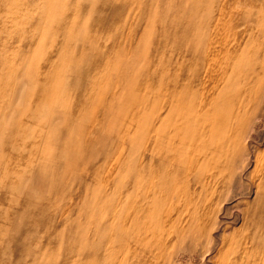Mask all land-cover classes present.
I'll return each instance as SVG.
<instances>
[{
	"label": "rangeland",
	"instance_id": "obj_1",
	"mask_svg": "<svg viewBox=\"0 0 264 264\" xmlns=\"http://www.w3.org/2000/svg\"><path fill=\"white\" fill-rule=\"evenodd\" d=\"M225 4L0 0V264H264V106L207 121L200 64L241 10L215 50L264 46V0ZM223 54L216 75L255 73Z\"/></svg>",
	"mask_w": 264,
	"mask_h": 264
},
{
	"label": "bare ground",
	"instance_id": "obj_2",
	"mask_svg": "<svg viewBox=\"0 0 264 264\" xmlns=\"http://www.w3.org/2000/svg\"><path fill=\"white\" fill-rule=\"evenodd\" d=\"M230 1L231 0H225V3L226 4H229L230 3ZM225 4V5H226ZM259 8V7H258ZM218 9V8H217ZM263 13V12H262ZM214 14V13H213ZM223 14H224V12H222V15L220 16V13H219V16L218 17H220V19H221V17H223ZM262 15V14H261ZM243 17H244V13H242V10L240 11V12H237L236 14H235V16H234V19L232 20V21H230L229 23H227L226 21H224L223 22V24H225L224 25V29H221L222 30V33H220V31L221 30H219L220 28H219V22L217 23L216 22V24L214 25V27L212 28V29H209L208 30V34H209V36H208V48L206 49V50H204V54H202V55H200L201 56V62H200V64L202 65V67L204 66V68H202L203 69V71H202V81H201V85H202V93L203 94H206V96H202L204 99H206V101L204 100V102L202 101V103H201V107H202V112H205V113H203V116H205V118H206V120L207 121H209V122H211V121H217V122H220V123H224V121L225 122H228V123H234V122H240V123H244L246 120H247V117L249 116V115H251L252 113H257L263 106H264V46H260L259 48H258V51L257 52H254V54L252 55L251 54V52L249 51L250 49H252L253 48V46H254V42L252 43V42H250V41H248V40H246V37H247V34H248V32H249V30H246L244 33H243V36H242V46H241V48L239 49V50H236L235 52H230V53H222V52H219L218 53V51H216L215 50V48H214V44L216 43V41L218 40V39H220V38H223L224 39V37H227V36H231L232 35V33H233V30H234V28L237 26V25H239V24H241L242 23V20H243ZM259 17V16H258ZM213 18V17H212ZM217 21H220L219 20V18H218V20ZM264 21V20H263ZM214 22V21H213ZM261 24V23H260ZM220 25H221V23H220ZM254 26V25H253ZM223 27V26H222ZM219 28V29H218ZM217 29L219 30V31H217ZM261 29V28H260ZM260 29H258V33H259V30ZM251 30V29H250ZM205 34V33H204ZM257 35V34H256ZM206 36V35H205ZM255 38V37H254ZM201 39V38H200ZM252 39V38H251ZM264 40V39H263ZM200 41V40H199ZM256 41L258 42L259 40L258 39H256ZM220 42V41H219ZM256 42V43H257ZM200 44V43H199ZM198 44V45H199ZM220 44V43H219ZM201 45H202V43H201ZM217 47V46H216ZM215 51V53H214V51ZM220 51V50H219ZM255 51V50H254ZM222 54L223 55H225L226 57H231V59L230 60H234L235 58L236 59H244V61H246L247 59L250 61V59L252 60V61H254V64H253V67H254V69H252L255 73L253 74V73H250V75H248V76H246L245 75V72L244 73H240V71H241V68H243L244 66H246L247 64H245V63H240L239 65V67H238V69L240 68V70H237L235 73H232V71H230V72H226L225 74H221V73H219V74H217L216 75V71H215V68H216V59H217V57L219 56L220 58H221V56H222ZM229 60V61H230ZM219 61V60H218ZM217 61V62H218ZM236 61V60H235ZM239 61V60H238ZM197 64V63H196ZM238 64V63H237ZM199 65V64H198ZM198 67V66H197ZM201 67V66H200ZM200 67H198V69L200 68ZM237 68V67H236ZM196 70V69H195ZM242 72H243V70H242ZM251 72V71H250ZM196 74V73H195ZM189 75V74H188ZM198 75V74H197ZM196 75V76H197ZM176 76V75H175ZM168 78H170V77H168ZM185 79H186V77H184ZM188 78V77H187ZM184 79V80H185ZM193 79V78H192ZM169 80V79H168ZM181 80V79H180ZM177 81V80H176ZM233 82H235V83H237L238 85H239V87H240V90H236L235 92H236V94L235 95H230V92H231V87H232V84L231 83H233ZM170 83V82H169ZM179 84L178 85H180L181 86V84H180V82H178ZM188 85V84H187ZM179 86V87H180ZM224 87V89H222V90H220V88L219 87ZM187 87H189V86H187ZM170 88V87H169ZM177 88V87H176ZM198 88V87H197ZM200 88V87H199ZM160 89V88H159ZM194 89V88H193ZM171 90V89H170ZM207 90H211V93H208V91ZM161 92V91H160ZM181 93V92H180ZM178 95H179V93H178ZM192 95V94H191ZM199 96V95H198ZM232 96L234 97V98H239L240 99V101H238V103L239 104H242L241 105V111L239 112H236V113H231L229 116H227V115H224V121H223V119L221 118V117H219V119L218 118H216L215 116H213V115H211L210 114V109L212 108V106H213V111H214V106H220V103H225L226 102V100L228 99V98H232ZM170 97V96H169ZM171 98V97H170ZM230 98V99H231ZM166 99V98H165ZM178 99V98H177ZM176 100V99H175ZM180 100V99H179ZM234 101V100H233ZM182 102V101H181ZM190 102H191V100H190ZM189 102V103H190ZM236 104V103H235ZM179 105H180V102H179ZM233 105H234V103H233ZM180 106H182V105H180ZM194 106V105H193ZM192 106V107H193ZM191 107V108H192ZM197 109V108H196ZM234 109H235V107H234ZM193 110V109H192ZM213 111H211V112H213ZM234 112V111H233ZM164 113V112H163ZM213 114V113H212ZM198 117V116H197ZM182 118V117H181ZM190 118V119H189ZM187 120L189 121H191L192 123H195V120H194V113L192 112L191 113V116L189 117ZM204 118V119H205ZM190 121H189V124H190ZM199 122H200V120H199ZM208 122V123H209ZM191 123V124H192ZM195 127V126H194ZM232 127V126H231ZM207 128V127H206ZM211 129V128H210ZM209 129V130H210ZM231 129V128H230ZM229 129V130H230ZM219 130V129H218ZM209 132V131H208ZM218 132H220V131H218ZM236 132V131H235ZM217 133V132H216ZM239 133V132H238ZM207 134H209V133H207ZM226 135H225V137L227 136V137H231L232 138V135L231 134H229V135H227V133H225ZM222 135V134H221ZM241 135V134H240ZM236 137H237V134H236ZM240 137V136H239ZM239 137H237V138H239ZM260 137V136H259ZM262 137V136H261ZM240 139V138H239ZM214 140V139H213ZM259 143H260V141H259ZM256 144H258L257 142H256ZM263 144V143H262ZM259 145H261V144H259ZM242 146V145H241ZM261 146H263V145H261ZM248 147H250V146H248ZM256 147V146H255ZM258 147V146H257ZM240 148V147H239ZM245 148V147H244ZM259 148V147H258ZM189 149H190V147H189ZM200 149V148H199ZM251 150V149H250ZM202 151H203V149H202ZM261 151V150H260ZM259 151V152H260ZM188 152H189V150H188ZM206 152V151H205ZM247 152V151H246ZM256 152V151H255ZM254 153L252 152V155H253ZM231 155V154H230ZM229 155V156H230ZM248 156V155H247ZM252 157V156H251ZM256 157V156H255ZM192 159V158H191ZM201 159V158H200ZM245 160V162L247 161V157L245 158V159H243L242 161H240V162H243ZM193 161V160H192ZM198 163V162H197ZM201 163V162H200ZM251 163H252V161H251ZM264 163V162H263ZM199 164V163H198ZM194 166V165H193ZM197 166V165H196ZM241 166V165H240ZM192 167V166H191ZM259 167V166H258ZM257 167V171H258V168ZM193 168V167H192ZM199 168V167H198ZM263 168V167H262ZM260 169H261V167H260ZM260 169H259V171H260ZM197 171V170H196ZM180 173V172H179ZM178 173V174H179ZM198 174V173H197ZM211 174V173H210ZM213 174V173H212ZM227 174V173H226ZM255 175L257 174V175H259L258 173H254ZM171 175V174H170ZM169 175V176H170ZM227 175H229V174H227ZM257 175H256V178H257ZM225 176V175H224ZM198 177V176H197ZM202 176H200V178H201ZM209 177V176H208ZM214 177V176H213ZM243 177V176H242ZM253 177H255V176H253ZM193 178V177H192ZM191 178V179H192ZM206 178V177H205ZM224 178H226V177H224ZM259 179H257L258 180V182H257V184L254 186V188H256V189H258L260 186H261V183L264 181V174H262V172L260 173V175H259V177H258ZM214 179V178H213ZM227 179V178H226ZM255 179V178H254ZM208 180V179H207ZM228 180V179H227ZM226 180V181H227ZM219 181H220V178H219ZM224 181V180H223ZM207 182V181H206ZM198 183H199V181H198ZM224 183V182H223ZM226 183V182H225ZM197 184V183H196ZM253 184H255V182L253 183ZM199 185V184H198ZM197 185V186H198ZM195 187V186H194ZM228 187H229V185H228ZM252 187V186H251ZM196 189V188H195ZM249 189H250V185H249ZM245 190V189H244ZM251 190V189H250ZM191 192H193V191H191ZM190 192V193H191ZM214 193V192H213ZM224 193V192H223ZM197 194V193H196ZM178 195V194H177ZM176 195V196H177ZM195 195V194H194ZM250 195V194H249ZM179 196V195H178ZM196 196V195H195ZM214 196V195H213ZM264 196V195H263ZM175 202V201H174ZM209 203V202H208ZM174 204V203H173ZM177 204V203H176ZM172 206V205H171ZM171 206H170V208H171ZM176 206V205H175ZM208 206H209V204H208ZM179 208H180V205L178 206ZM207 207V206H206ZM174 209H175V207H174ZM188 209V208H187ZM190 209V208H189ZM188 209V210H189ZM207 209V208H206ZM178 210V209H177ZM211 209H209V210H205V207H204V211H210ZM174 212V211H173ZM264 212V211H263ZM175 213V212H174ZM204 213V212H203ZM211 213V212H210ZM260 213V212H259ZM209 214V213H208ZM254 214V213H253ZM172 215H175V214H172ZM171 215V216H172ZM207 215V214H206ZM159 216V215H158ZM203 216V215H202ZM247 216H248V214H247ZM170 217V216H169ZM204 217V216H203ZM202 217V218H203ZM251 217V216H250ZM160 218V217H159ZM158 218V219H159ZM253 218H254V216H253ZM154 219V218H153ZM165 219V218H164ZM173 219V218H172ZM184 219V218H183ZM185 219H186V217H185ZM204 219V218H203ZM161 220V219H160ZM159 221V220H158ZM166 221V220H165ZM169 221V220H168ZM203 221V220H202ZM131 222V221H130ZM154 222V221H153ZM157 222V221H156ZM155 222V223H156ZM161 222V221H160ZM160 222H159V224H160ZM167 222V221H166ZM184 221H182V223H183ZM209 222V221H208ZM250 222H251V219H250ZM249 222V223H250ZM260 222V221H259ZM258 222V223H259ZM257 223V222H256ZM157 224H158V222H157ZM158 224V225H159ZM167 224V223H166ZM187 224V223H186ZM154 225V224H153ZM152 225V226H153ZM185 224H183V226H184ZM250 225V224H249ZM248 225V226H249ZM254 225V224H253ZM164 226V225H163ZM194 226V225H193ZM149 227V226H148ZM158 227V226H157ZM160 227V226H159ZM165 227V226H164ZM185 227V226H184ZM146 228V227H145ZM157 231H160V230H158L157 229ZM252 231V230H251ZM171 233V232H170ZM173 233V232H172ZM151 234V233H150ZM155 234H158L157 232H155ZM173 235V234H172ZM148 236V235H147ZM143 237V236H142ZM171 237V236H170ZM132 238H134V237H132ZM168 242V241H167ZM171 242V241H170ZM169 245V244H168ZM136 247V246H135ZM137 248V247H136ZM162 249H163V247H161ZM161 248H160V250H161ZM243 249V248H242ZM245 249H247V248H245ZM249 249V248H248ZM255 249V248H254ZM131 250V249H130ZM165 250V249H164ZM163 251L161 250V253H162ZM166 252V251H165ZM235 252V251H234ZM240 252V251H239ZM243 252V251H242ZM248 252V251H247ZM133 253V252H132ZM134 254V253H133ZM157 254V253H156ZM226 254V253H225ZM234 254V253H233ZM248 254V253H247ZM163 255V254H162ZM166 255V254H165ZM241 255H242V253H241ZM216 256V255H215ZM233 256V255H232ZM231 256V257H232ZM252 256V255H251ZM149 257V256H148ZM160 257V256H159ZM167 257V256H166ZM230 257V258H231ZM243 257V256H242ZM150 258V257H149ZM154 258V257H153ZM162 258V257H161ZM215 258V257H214ZM239 258V257H238ZM243 258H245V257H243ZM143 259V255H141L140 256V260H142ZM164 259V258H163ZM166 259H168V258H166ZM160 260H162V259H160ZM170 260V259H169ZM169 260H168V262H169ZM214 261V260H213ZM216 261V260H215ZM215 261H214V263H215ZM218 261V260H217ZM158 262V261H157ZM167 262V263H168ZM245 262V261H244ZM156 262L154 261V264H155ZM213 263V262H212ZM152 264V263H151ZM157 264V263H156ZM161 264H162V261H161ZM239 264V263H238ZM257 264V263H256Z\"/></svg>",
	"mask_w": 264,
	"mask_h": 264
}]
</instances>
